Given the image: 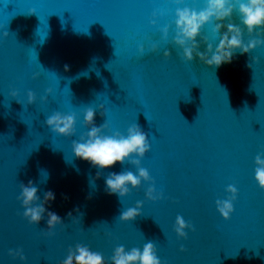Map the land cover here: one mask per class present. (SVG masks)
<instances>
[{
  "label": "water",
  "instance_id": "1",
  "mask_svg": "<svg viewBox=\"0 0 264 264\" xmlns=\"http://www.w3.org/2000/svg\"><path fill=\"white\" fill-rule=\"evenodd\" d=\"M153 3L164 0H0V264H21L9 249L22 248L27 264H61L77 243L110 258L117 245L142 248L148 241L163 264H264V189L255 180V158L264 152V47L237 53L218 69L198 57L188 63L173 43L176 8L153 27ZM169 24L165 42L161 29ZM204 35L219 43L211 25ZM153 43L158 52L150 51ZM121 66L127 71L120 73ZM48 89L53 95L45 104ZM29 91L36 104L27 103ZM87 107H95L97 126L107 120L112 132L126 133L135 123L149 134L151 151L142 164L163 200L146 199L147 183L124 200L105 192L104 179L91 183L96 169L72 152V141L88 131L81 115ZM53 111L77 113L76 136L47 127ZM30 180L41 199L48 189L56 192L51 210L67 227L58 226L53 237L45 233L47 218L39 225L24 219L20 184ZM230 184L238 197L225 220L216 201L228 198ZM137 201L144 203L142 214L121 222V212ZM77 206L79 224L67 218ZM177 215L195 227L187 240L173 230Z\"/></svg>",
  "mask_w": 264,
  "mask_h": 264
},
{
  "label": "clouds",
  "instance_id": "2",
  "mask_svg": "<svg viewBox=\"0 0 264 264\" xmlns=\"http://www.w3.org/2000/svg\"><path fill=\"white\" fill-rule=\"evenodd\" d=\"M175 11V37L174 45L182 50V59L192 63L197 57L210 68H220L225 64H231L236 59V54L249 55L257 48L264 47V0H203L202 8L186 6L187 0H174ZM35 14V11H32ZM239 16V24L234 22V17ZM159 14H153L152 26L157 27ZM212 26L213 36L218 38L219 43L214 44L204 35V29ZM172 25L169 24L161 29L163 39L168 41ZM245 29L249 39L245 41ZM3 38H8V33H3ZM207 45L206 51H201L199 40ZM159 45L153 43L151 52H158ZM148 51L141 46L139 52L144 55ZM171 52H165V58H170ZM259 64L258 57L252 58V63ZM252 63L248 67L252 68ZM65 65V71H69ZM11 97L22 103L18 91H11ZM53 95L52 89L47 90L43 98L45 104L48 97ZM27 103H37V96L29 91ZM99 111L106 117L107 109L103 104L99 105ZM84 126L88 131L81 135L79 140L72 141V152L75 157L92 168L96 169L95 178L91 181L104 179L105 192L110 196H117L121 200L132 194L133 190H139L145 183L149 185L145 197L153 203L163 200V192H157L155 181L150 172L143 167L142 161L151 151L149 134L138 124H131L126 133L120 131L112 132L110 124L105 120L103 125L95 123V107H87L82 113ZM77 113H64L53 111L46 119V125L58 136L71 138L77 135ZM131 167L124 169V165ZM119 165L123 170L113 171ZM134 168L136 171H132ZM108 172L107 176L103 173ZM255 180L264 189V152L255 158ZM227 199H217L216 207L225 220H230L235 208L234 202L238 197V190L234 185H228ZM89 200L92 196L87 197ZM68 200L67 194L63 195ZM24 212V219L32 225H39L47 218L46 235L53 237L58 226L66 228L65 220L55 211L51 205L56 201V192L48 189L41 199L40 189L34 181L20 184V195L18 197ZM144 203L137 201L134 207H129L121 212L119 219L123 223L134 221L142 214ZM67 218L75 224H79L83 218L80 207L67 213ZM173 230L181 240H187L189 230L195 231V227L186 222L184 217L177 215ZM181 252L186 251L181 247ZM8 255L21 264H27V256L22 248L9 249ZM61 264H163L156 244L152 241L144 243L143 247H132L128 249L124 245H117L110 258H106L100 251H95L86 243H77L69 247L66 257Z\"/></svg>",
  "mask_w": 264,
  "mask_h": 264
},
{
  "label": "snow or ice",
  "instance_id": "3",
  "mask_svg": "<svg viewBox=\"0 0 264 264\" xmlns=\"http://www.w3.org/2000/svg\"><path fill=\"white\" fill-rule=\"evenodd\" d=\"M199 3H200V0H187V5L186 6H189V7H193V8H198L199 7ZM155 10H154V12H153V14L155 13V14H159L160 15V17L161 18H163L164 16H166V15H168V14H170V12H171V8L172 7H175L176 8V4H175V2H174V0H164V3H162V4H155V3H153L152 5H151ZM86 30H87V28H86ZM18 57V56H17ZM35 59H36V57H35ZM17 62L18 63H23V62H21V61H19L18 59H17ZM122 69H124V70H126L127 71V69L126 68H124L123 66H121L119 69H117L120 73H121V70ZM113 70V69H112ZM114 72L116 71V70H113ZM145 115V114H144ZM146 116V115H145ZM136 117V116H135ZM147 117V116H146ZM147 119L149 120V121H151L148 117H147ZM133 124H135V123H133ZM260 148L262 149V150H264V144H261L260 145ZM259 185V184H258ZM260 186V185H259ZM261 188V187H260ZM262 189V188H261ZM135 236L137 237V238H142V236L139 234V233H137V234H135ZM130 238V237H129Z\"/></svg>",
  "mask_w": 264,
  "mask_h": 264
}]
</instances>
